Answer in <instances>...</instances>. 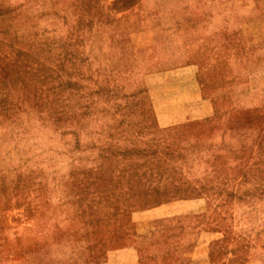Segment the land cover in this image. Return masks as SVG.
I'll list each match as a JSON object with an SVG mask.
<instances>
[{
  "label": "rangeland",
  "instance_id": "rangeland-1",
  "mask_svg": "<svg viewBox=\"0 0 264 264\" xmlns=\"http://www.w3.org/2000/svg\"><path fill=\"white\" fill-rule=\"evenodd\" d=\"M138 1L0 0V264H264V0Z\"/></svg>",
  "mask_w": 264,
  "mask_h": 264
},
{
  "label": "crops",
  "instance_id": "crops-1",
  "mask_svg": "<svg viewBox=\"0 0 264 264\" xmlns=\"http://www.w3.org/2000/svg\"><path fill=\"white\" fill-rule=\"evenodd\" d=\"M150 1L151 0H139L135 5H133L129 10H131V9H136V7L138 8V7H140V9H142V10H140L142 13H143V11L144 12H147V13H145V14H150L151 12H152V10H154L155 9V12H160L161 13V11L162 10H166V11H169L170 12V10L171 9H173L172 10V12H170V13H173L174 14V11H175V7L174 8H171V7H167L166 6V4H165V2L164 3H162V4H155V5H153V6H149L150 5ZM148 8H151V9H149L148 11H145L146 9H148ZM129 10H127V11H129ZM154 12V13H155ZM120 19H118V20H115V21H113V22H111V23H109L107 26H112V25H120Z\"/></svg>",
  "mask_w": 264,
  "mask_h": 264
}]
</instances>
